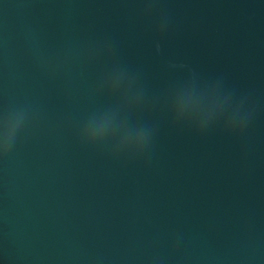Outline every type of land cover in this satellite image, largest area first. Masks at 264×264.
<instances>
[{"label": "water", "instance_id": "1", "mask_svg": "<svg viewBox=\"0 0 264 264\" xmlns=\"http://www.w3.org/2000/svg\"><path fill=\"white\" fill-rule=\"evenodd\" d=\"M0 264H264V0H0Z\"/></svg>", "mask_w": 264, "mask_h": 264}]
</instances>
